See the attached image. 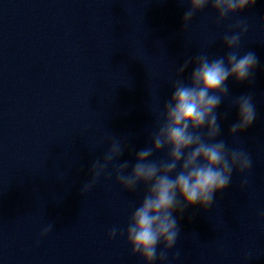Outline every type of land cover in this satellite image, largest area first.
<instances>
[{
	"label": "clouds",
	"instance_id": "9594fccd",
	"mask_svg": "<svg viewBox=\"0 0 264 264\" xmlns=\"http://www.w3.org/2000/svg\"><path fill=\"white\" fill-rule=\"evenodd\" d=\"M178 3L187 4L183 16L185 29L195 14L209 5L219 24L231 15L252 8L256 0H178ZM247 32V21L238 20L229 25L223 35L224 55L209 56L201 50L176 68L175 79L171 81L172 94L155 115L148 146L136 152L135 163L120 162L127 145L113 139L103 157L90 166V178L80 189L83 196L101 177L108 180L114 176L122 190L128 192L144 186L143 199L131 212L126 227L113 226L107 233L109 240L118 235L124 237L131 254L139 256L144 264L156 261L171 264L169 252L181 236L174 212L182 214L190 205H200L205 211L211 209L215 194L231 185L234 172L241 176V190L249 182L252 156L245 148L230 147L226 139L220 138L222 120L227 113L222 115L218 111L225 100L235 108V120L227 132L235 144L256 120L252 92L232 95L227 83L232 80L236 84H254L258 58L252 51L241 50V40ZM190 64L192 71L182 79ZM160 152L165 153L164 157L154 159ZM64 176L65 172H60L58 179L63 180ZM54 227L53 222L43 227L40 238L47 236ZM179 257L177 250L172 260ZM257 257L245 251L241 264H250Z\"/></svg>",
	"mask_w": 264,
	"mask_h": 264
}]
</instances>
